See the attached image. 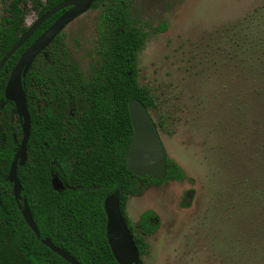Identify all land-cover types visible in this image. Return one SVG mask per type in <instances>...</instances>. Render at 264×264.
I'll return each instance as SVG.
<instances>
[{
	"label": "rangeland",
	"instance_id": "374dc122",
	"mask_svg": "<svg viewBox=\"0 0 264 264\" xmlns=\"http://www.w3.org/2000/svg\"><path fill=\"white\" fill-rule=\"evenodd\" d=\"M99 13L62 32L87 77ZM131 16L147 36L139 82L182 175L128 198L131 225L158 221L144 264H264V0H138Z\"/></svg>",
	"mask_w": 264,
	"mask_h": 264
},
{
	"label": "trees",
	"instance_id": "16d2710c",
	"mask_svg": "<svg viewBox=\"0 0 264 264\" xmlns=\"http://www.w3.org/2000/svg\"><path fill=\"white\" fill-rule=\"evenodd\" d=\"M67 1L9 0L0 21V61L29 29L27 5L40 18ZM137 1L97 0L93 5L100 13L89 77L72 60L60 34L34 61L23 81L32 131L28 161L18 168V177L21 197L28 203L40 239L26 224L9 181L22 139V120L15 105L6 100L5 89L23 53L69 8L39 28L1 71L0 264H69L43 245L47 239L79 264H119L109 244L105 208L106 200L116 192L140 264H144L146 239L156 234L158 221L147 211L133 226L126 206L130 196H141L146 187L158 182L135 177L127 169L134 136L128 107L137 99L152 115L158 104L139 82V55L147 36L131 16ZM156 124L164 128L162 121ZM55 177L63 190L55 188ZM181 177L168 161L165 180Z\"/></svg>",
	"mask_w": 264,
	"mask_h": 264
},
{
	"label": "water",
	"instance_id": "95a60500",
	"mask_svg": "<svg viewBox=\"0 0 264 264\" xmlns=\"http://www.w3.org/2000/svg\"><path fill=\"white\" fill-rule=\"evenodd\" d=\"M96 2L97 0H70L55 7L37 19L0 61L1 73L7 62L30 40L39 28L57 13L69 8L23 53L12 71L5 89L6 100L15 105L17 114L22 120V139L11 164L9 181L13 185V194L17 206L26 224L34 232L37 239H40V233L27 201L21 197L22 186L18 177V168L24 167L28 161V145L32 131V121L23 81L29 74L34 61L46 51L71 23L89 12ZM128 108L134 136L126 158L127 169L135 177L141 179L150 177L155 182H162L167 177L168 153L160 129L151 112L147 110L141 101L137 99L130 101ZM53 184L56 189L63 190V185L57 177H55ZM105 208L108 216V240L117 262L119 264H140L138 249L121 212L119 192L106 200ZM42 243L69 264H79L64 250L55 247L49 239L43 240Z\"/></svg>",
	"mask_w": 264,
	"mask_h": 264
},
{
	"label": "flooded vegetation",
	"instance_id": "af4514ba",
	"mask_svg": "<svg viewBox=\"0 0 264 264\" xmlns=\"http://www.w3.org/2000/svg\"><path fill=\"white\" fill-rule=\"evenodd\" d=\"M37 19H39V18H37Z\"/></svg>",
	"mask_w": 264,
	"mask_h": 264
}]
</instances>
